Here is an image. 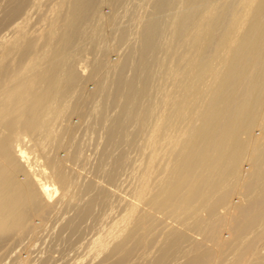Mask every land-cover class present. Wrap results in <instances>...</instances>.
<instances>
[{
  "label": "bare ground",
  "instance_id": "6f19581e",
  "mask_svg": "<svg viewBox=\"0 0 264 264\" xmlns=\"http://www.w3.org/2000/svg\"><path fill=\"white\" fill-rule=\"evenodd\" d=\"M9 261L264 264V0H0Z\"/></svg>",
  "mask_w": 264,
  "mask_h": 264
},
{
  "label": "rangeland",
  "instance_id": "374dc122",
  "mask_svg": "<svg viewBox=\"0 0 264 264\" xmlns=\"http://www.w3.org/2000/svg\"><path fill=\"white\" fill-rule=\"evenodd\" d=\"M50 1V0H49ZM104 6V7H103ZM103 6H102V9H103V12H108V13H110L111 11H110V9L108 8V5L107 4H103ZM43 8V7H42ZM45 8V7H44ZM104 8H106V9H104ZM46 9V8H45ZM45 9H41L42 11H44ZM40 11V9L38 10H36V9H34V15L32 14V19H31V22H32V20H35L34 22H30L31 24H30V26H31V31L33 30V32L32 33H34L35 31H38V32H41V31H43L44 30V27L46 26L45 24H42V22L40 23V18H42L43 16H44V14L46 13L47 14V12H43V14L41 13V11ZM46 11V10H45ZM39 13H41L39 16H37ZM107 13V14H108ZM49 15V14H48ZM34 16H35V18H34ZM36 16H37V18H36ZM39 17V18H38ZM38 21V22H37ZM36 25V26H34V25ZM42 25H45V26H42ZM122 25V26H121ZM119 26H121V27H126L127 25H126V22H124V19H122V23L119 25ZM46 28V27H45ZM34 29H36V30H34ZM38 29V30H37ZM39 29H40V31H39ZM43 29V30H42ZM38 32H36V33H38ZM39 34V33H38ZM41 34V33H40ZM114 47H116V48H114ZM111 48H113V49H111ZM123 49V51H121V50H119V49ZM124 48L125 47H123V46H119V45H116V44H111V47H110V49H111V51L109 50V57L110 56H112V57H110V59H112L113 61H115V60H118V58L117 57H119L120 58V55H122V53H124ZM117 49V50H116ZM91 50V51H90ZM113 51L117 54V51H118V53H119V55L117 54V56H115L116 54L115 53H113ZM120 51H121V54H120ZM88 52H90V53H88ZM89 54V58H88V54ZM87 53H85L84 55L85 56H83V58H82V56L81 57H79L78 59H77V62L78 63H80V61H81V63L82 64H87V66H86V70L83 72L82 70H81V68L79 69V70H81L82 71V75H83V77L82 78H84V77H86L87 79H85V83H87L89 86H90V88L92 89V88H94V83H92L93 81V79H91V77L89 76V73H88V70L87 69H89V72H90V63L92 62V60H93V57H95V55L93 54V56H92V53H93V50L92 49H90V46H89V49H88V51H87ZM111 53H113V55H111ZM91 56V57H90ZM115 57V58H114ZM92 58V59H91ZM114 58V59H113ZM89 59H91L90 61H89ZM82 61H84V62H82ZM86 61V62H85ZM87 61H88V63H87ZM88 65H89V67H88ZM80 67V66H79ZM81 71H80V73H81ZM90 78V79H89ZM89 79V80H88ZM86 81H89V82H86ZM90 83V84H89ZM92 83V84H91ZM93 85V86H92ZM88 87V86H87ZM76 122H77V119H74ZM87 153H88V155L87 156H89L88 158H92V157H94L93 155H92V152H90V151H86ZM90 153H91V156H90ZM95 158V157H94ZM92 160H93V158H92ZM123 179H124V181H125V179L127 178V176H124V177H122ZM128 179H129V177H128ZM128 179H126V180H128ZM130 180V179H129ZM125 183V182H124ZM127 183V185H128V181L126 182ZM125 185V184H124ZM126 188V187H125ZM124 189V188H123ZM126 190H127V188H126ZM31 249V248H30ZM26 252H27V249L24 251V254L22 255V259H24V261H25V263H28V262H30V261H33L35 258H36V255H37V250L36 251H34V252H32V251H28V253L26 254ZM32 252V253H31ZM33 255V256H31V254ZM29 256H31V258L29 259ZM4 262H7V260H4ZM8 264H11L10 263V261L8 262Z\"/></svg>",
  "mask_w": 264,
  "mask_h": 264
}]
</instances>
